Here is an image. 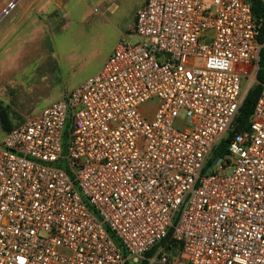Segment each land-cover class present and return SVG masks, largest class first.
Masks as SVG:
<instances>
[{
  "label": "built area",
  "instance_id": "2783aa9c",
  "mask_svg": "<svg viewBox=\"0 0 264 264\" xmlns=\"http://www.w3.org/2000/svg\"><path fill=\"white\" fill-rule=\"evenodd\" d=\"M261 27L250 0H143L135 42L0 138V264H264V83L234 129Z\"/></svg>",
  "mask_w": 264,
  "mask_h": 264
},
{
  "label": "rangeland",
  "instance_id": "374dc122",
  "mask_svg": "<svg viewBox=\"0 0 264 264\" xmlns=\"http://www.w3.org/2000/svg\"><path fill=\"white\" fill-rule=\"evenodd\" d=\"M142 3L0 0V107L12 124L96 73L118 40L135 42L126 34Z\"/></svg>",
  "mask_w": 264,
  "mask_h": 264
},
{
  "label": "trees",
  "instance_id": "16d2710c",
  "mask_svg": "<svg viewBox=\"0 0 264 264\" xmlns=\"http://www.w3.org/2000/svg\"><path fill=\"white\" fill-rule=\"evenodd\" d=\"M250 3L252 7L253 16L262 21V27L260 30L261 32L258 38V42L263 44V46L260 48V51H259V55H260L259 69L256 74V78L259 84L252 86L245 94L243 101L239 107L237 117L234 122L235 130H242V129L248 128V121L253 111L256 100L258 98L260 85L264 83V0H250ZM0 125H1L2 130L5 132H8L14 126L17 125V124L15 125L12 124L8 113L6 112L5 109L1 107H0ZM228 140L229 138L223 140L214 149L215 156H222L226 152ZM150 253L151 251L148 252L147 255H149ZM140 264H145V263L141 262Z\"/></svg>",
  "mask_w": 264,
  "mask_h": 264
},
{
  "label": "water",
  "instance_id": "95a60500",
  "mask_svg": "<svg viewBox=\"0 0 264 264\" xmlns=\"http://www.w3.org/2000/svg\"><path fill=\"white\" fill-rule=\"evenodd\" d=\"M218 157H215L214 160L212 161V164L215 163V161L217 160ZM212 166V165H211ZM211 166H209V168H211Z\"/></svg>",
  "mask_w": 264,
  "mask_h": 264
}]
</instances>
